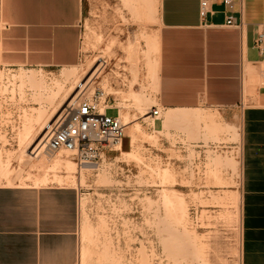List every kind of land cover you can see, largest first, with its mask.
Listing matches in <instances>:
<instances>
[{
    "label": "rangeland",
    "instance_id": "rangeland-1",
    "mask_svg": "<svg viewBox=\"0 0 264 264\" xmlns=\"http://www.w3.org/2000/svg\"><path fill=\"white\" fill-rule=\"evenodd\" d=\"M80 29L75 66L0 63L3 183L74 188L80 253L85 248L90 256L85 264H240V130L217 111L199 109L177 123L167 124L162 114L164 128L156 131L158 120L150 117L155 100L144 102L147 72L156 64L159 0H83ZM97 68L103 71L91 84ZM97 87L123 98L119 105L131 121L123 119L124 147L96 159L72 153L74 164L58 169L51 157L64 149L50 155L45 145L32 154L30 140L40 137L41 122L50 115L54 122L64 107ZM42 174L49 180L34 184Z\"/></svg>",
    "mask_w": 264,
    "mask_h": 264
},
{
    "label": "crops",
    "instance_id": "crops-1",
    "mask_svg": "<svg viewBox=\"0 0 264 264\" xmlns=\"http://www.w3.org/2000/svg\"><path fill=\"white\" fill-rule=\"evenodd\" d=\"M199 8L200 0H159L156 76L147 81L144 102L155 100L150 113L160 110L158 117L150 114L156 131L164 128L162 114L168 119L199 109L215 110L238 127L240 264H264V51L256 46L264 33V0H235L231 14L243 21L241 28L227 24L230 12L219 0H210L204 19ZM82 12L83 0H0V63L77 65ZM106 92L120 115L123 98ZM80 262L77 191L11 186L0 178V264Z\"/></svg>",
    "mask_w": 264,
    "mask_h": 264
},
{
    "label": "built area",
    "instance_id": "built-area-1",
    "mask_svg": "<svg viewBox=\"0 0 264 264\" xmlns=\"http://www.w3.org/2000/svg\"><path fill=\"white\" fill-rule=\"evenodd\" d=\"M230 14L227 17L228 25L243 26V21H235L231 14L235 0H219ZM210 8V0H200L199 13L202 19L206 18ZM264 33L257 36L256 46L262 54ZM264 76V75H263ZM114 108L108 100V94L103 88L86 91L75 103H69L58 114L55 121L48 128L46 138V152L54 155L61 149L70 150L75 158L96 159L106 151L121 150L123 139L126 137V127L123 119L117 113L111 116L108 109ZM153 117H158L160 110L151 109Z\"/></svg>",
    "mask_w": 264,
    "mask_h": 264
},
{
    "label": "bare ground",
    "instance_id": "bare-ground-1",
    "mask_svg": "<svg viewBox=\"0 0 264 264\" xmlns=\"http://www.w3.org/2000/svg\"><path fill=\"white\" fill-rule=\"evenodd\" d=\"M157 37V36H156ZM153 38V37H152ZM151 38V39H152ZM155 38V37H154ZM155 40H157V39H155ZM148 43V42H147ZM148 45V44H147ZM154 45V44H153ZM155 47V46H154ZM157 50V49H156ZM157 52V51H156ZM154 61V60H153ZM102 64V63H101ZM150 65H151V62H150ZM103 66H105V65H103ZM103 68H97V70H96V72L94 73V75L91 77V79H90V83H91V80H92V78L93 77H95V76H98L103 70H102ZM148 76L150 77V78H154L155 76H156V67L153 65V66H150L149 67V69H148ZM92 84V83H91ZM149 108V107H148ZM35 109V108H34ZM37 110V109H36ZM28 111V110H27ZM26 111V112H27ZM172 111V110H171ZM176 111V110H175ZM183 111V110H182ZM182 111L181 112H173V113H171V115L168 117V119H167V123H173L174 121L177 123V119H183L184 118V115H186V114H183L182 113ZM39 112V111H38ZM191 112V111H190ZM25 113V112H24ZM39 113H41V111L39 112ZM184 113H186L185 112V110H184ZM32 114H33V112H32ZM53 114V113H52ZM25 115V114H24ZM44 114H42V116H43ZM192 114L190 113V116H191ZM211 115H213V114H211ZM218 115V114H217ZM38 116L40 117V114H38ZM41 116V117H42ZM120 116H121V118L122 119H124L125 120V122L126 123H130L131 121L129 120V117L127 116V114H126V112H123L122 110L120 111ZM208 116V115H207ZM44 117V116H43ZM52 117H53V115H50L48 118L46 117V119L43 121V122H41L42 124H40L41 125V128H40V130H39V134H40V137L37 139V137L32 141V140H30L31 141V145H36L35 146V149H34V151L33 152H31L32 154L33 153H35L36 151H38L39 150V153L42 151V149L44 148V146H45V144H46V138H47V136H48V132H42V133H40V131L42 130V129H44V130H46V128L47 127H49L50 125H51V120H52ZM186 117H187V115H186ZM192 117V116H191ZM199 117V116H198ZM204 117V116H203ZM212 117H214V116H212ZM204 118H206V117H204ZM28 119V118H27ZM189 119V118H188ZM214 119H215V117H214ZM38 120H40L41 121V118L39 119L38 118ZM37 120V121H38ZM190 120V119H189ZM188 120V121H189ZM192 120V119H191ZM205 120V119H204ZM186 121V120H185ZM207 121V120H206ZM205 121V122H206ZM211 121V120H210ZM31 121L29 120V122L28 123H30ZM34 122V121H33ZM124 122V123H125ZM180 122V121H179ZM182 122V121H181ZM187 122V121H186ZM191 122V121H190ZM213 122V121H212ZM39 123V122H38ZM188 123V122H187ZM211 123V122H210ZM26 124V123H25ZM24 129V134L26 133V134H28L29 135V129H28V127H27V125L25 126V128H23ZM31 129V128H30ZM32 130V129H31ZM35 132V131H34ZM27 135V136H28ZM38 135V134H37ZM1 136V135H0ZM35 137V136H34ZM19 139V138H18ZM27 139V138H26ZM37 139V140H36ZM23 140H24V138H23ZM22 140V141H23ZM28 140V141H29ZM133 140V139H132ZM19 143V142H18ZM30 143V142H29ZM28 143V144H29ZM26 144V143H25ZM24 144V145H25ZM27 144V145H28ZM20 147V146H19ZM38 149V150H37ZM1 150V149H0ZM65 150V154H62V153H58L56 156H54V157H51V161H52V166L53 167H57V166H59V164H61V163H63V162H66V164L70 167L71 166V164H72V162H73V164H74V161H72L71 162V160H70V155L72 154V151H70V150H66V149H64ZM117 150H118V148H117ZM116 150V151H117ZM133 150V149H132ZM1 152V151H0ZM125 152V151H124ZM7 153V152H6ZM127 154H132V152H130L129 150L126 152ZM1 154V153H0ZM8 154H9V152H8ZM3 155V154H2ZM2 155H1V157H2ZM11 155V154H10ZM38 155V154H37ZM36 155V156H37ZM22 156V155H21ZM34 157V156H33ZM5 158V157H4ZM22 158V157H21ZM53 158V159H52ZM30 159H32V157L30 158ZM38 159V158H37ZM44 159V158H43ZM6 160V159H5ZM5 160L3 161L2 160V158H1V161H0V171L2 172V174L3 175H5L6 176V168H5V166H4V162H5ZM10 160V159H9ZM46 160V159H45ZM49 161V160H48ZM51 161H49L50 163H51ZM44 162V161H43ZM7 162H5V164H6ZM42 165H43V163H41ZM37 165V164H36ZM48 165V164H47ZM51 165H50V167H51ZM44 166V165H43ZM64 166V165H63ZM42 167V166H41ZM74 167V166H73ZM46 168V167H45ZM49 168V167H48ZM48 168H46V169H48ZM60 168V167H59ZM63 168V167H62ZM61 168V169H62ZM51 169V168H50ZM57 169H58V167H57ZM75 169V168H74ZM73 169V170H74ZM51 170H53V169H51ZM54 170H56V168H54ZM71 170V169H70ZM8 171V170H7ZM75 171V170H74ZM1 172H0V174H1ZM168 172V171H167ZM1 174V175H2ZM37 174V173H36ZM166 174V173H165ZM8 175V174H7ZM43 175V174H42ZM73 175V174H72ZM58 175L56 174V177H57ZM69 176V175H68ZM170 176V175H169ZM32 177V176H31ZM54 177V176H53ZM60 177V176H59ZM71 177V176H70ZM61 178V177H60ZM215 178V177H214ZM6 179V178H5ZM55 179H57V178H55ZM64 179V178H63ZM73 179L75 180V178L73 177ZM7 180H8V178H7ZM6 180V181H7ZM49 180V178H48V176H47V174H44L43 175V177H41V178H37L36 180H35V183L34 184H39V183H43V182H46V181H48ZM62 179H60L59 181H61ZM72 180V179H71ZM10 181V180H9ZM53 181V180H52ZM63 181V180H62ZM62 181H61V183H62ZM65 181V180H64ZM7 183V182H6ZM60 183V182H59ZM26 185H28L27 183H25ZM24 184V185H25ZM41 185V184H40ZM238 189V188H237ZM237 191V190H236ZM175 196V195H174ZM177 197V196H176ZM171 199H173V198H171ZM176 199V198H175ZM175 201H177V200H175ZM180 201V200H179ZM174 202V201H173ZM181 202V201H180ZM179 202V203H180ZM182 203V202H181ZM183 204V203H182ZM175 205V204H174ZM176 205H177V203H176ZM175 208H178V207H175ZM181 209V208H180ZM84 247V246H83ZM89 254H88V252H87V250L85 249V248H83V249H81V263H83V264H85L87 261H88V259H89Z\"/></svg>",
    "mask_w": 264,
    "mask_h": 264
}]
</instances>
